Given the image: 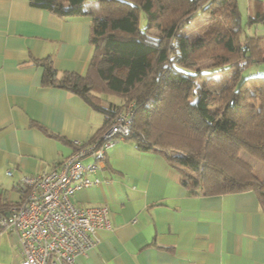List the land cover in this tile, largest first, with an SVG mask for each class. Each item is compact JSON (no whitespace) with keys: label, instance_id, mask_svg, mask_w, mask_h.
<instances>
[{"label":"crops","instance_id":"crops-1","mask_svg":"<svg viewBox=\"0 0 264 264\" xmlns=\"http://www.w3.org/2000/svg\"><path fill=\"white\" fill-rule=\"evenodd\" d=\"M238 4L241 16L264 11V0ZM91 25V16L61 19L31 0H0V201L22 202L24 177L59 165L77 150L75 141L99 137L105 116L82 97L45 85L39 62L49 60L57 79L86 76ZM253 31L264 36V23ZM97 95L105 106L123 103ZM93 177L102 182L72 202L107 207L112 228L76 264H264V214L255 192L193 195L162 151L139 150L133 140L109 149L106 168ZM22 260L18 236L0 229V264Z\"/></svg>","mask_w":264,"mask_h":264},{"label":"trees","instance_id":"trees-1","mask_svg":"<svg viewBox=\"0 0 264 264\" xmlns=\"http://www.w3.org/2000/svg\"><path fill=\"white\" fill-rule=\"evenodd\" d=\"M96 1L94 14L89 0H31L61 19L92 17L94 55L86 76L57 79L51 62L43 59L45 85L78 95L102 113L106 121L99 136L131 107L125 140L139 150L162 151L193 195L253 191L264 214V180L241 157L245 151L264 163V76L239 82L242 70L264 64V36L253 31L264 23V11L243 24L238 0ZM209 5L219 14L210 30L192 39L182 35L188 16ZM209 57L223 60L221 66L210 72L196 67ZM228 69H234V81L217 93L198 88L200 75ZM97 93L123 103L105 106ZM20 203L0 201V213Z\"/></svg>","mask_w":264,"mask_h":264},{"label":"built area","instance_id":"built-area-1","mask_svg":"<svg viewBox=\"0 0 264 264\" xmlns=\"http://www.w3.org/2000/svg\"><path fill=\"white\" fill-rule=\"evenodd\" d=\"M133 116L131 107L120 112L92 143L75 141L77 150L59 165L23 178V201L0 213V229L19 238L21 264H76L99 244L100 232L112 228L107 207L82 208L72 197L102 182L93 175L106 168L108 150L130 133Z\"/></svg>","mask_w":264,"mask_h":264},{"label":"rangeland","instance_id":"rangeland-1","mask_svg":"<svg viewBox=\"0 0 264 264\" xmlns=\"http://www.w3.org/2000/svg\"><path fill=\"white\" fill-rule=\"evenodd\" d=\"M210 6V7H209ZM204 11L197 13L196 16L190 15L187 19V24L182 28L181 34L192 39L197 36H204L207 33L212 24L214 23L213 18L219 16L218 13L214 12L213 9H217L215 5H209ZM87 8L92 13L96 14L98 11V5L96 0H89L87 3ZM245 10H241L242 12V20L243 24L247 21V14L244 12ZM145 27L144 18H141V28ZM156 30L153 31L155 33ZM157 32V31H156ZM253 32V31H252ZM252 32L249 30L248 33ZM223 60L220 58H210L206 60H201L198 62L196 67L203 68V72H210L213 68H217L221 66ZM234 69L222 70L219 72L206 73V75H200V78L197 79L198 88H206L213 93H217L220 89L229 83L234 81ZM120 75H124V70H120ZM251 76H264V64H255L248 67L245 70L240 72L239 82L242 80L251 77ZM112 101L117 104L122 103V98L119 97H111ZM175 137V136H174ZM241 157L248 161L258 175L261 180H264V163L251 156L249 153L243 151L241 153ZM88 163V162H87Z\"/></svg>","mask_w":264,"mask_h":264}]
</instances>
